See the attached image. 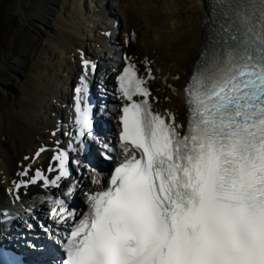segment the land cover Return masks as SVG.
Wrapping results in <instances>:
<instances>
[{
	"label": "snow or ice",
	"instance_id": "6c2138e0",
	"mask_svg": "<svg viewBox=\"0 0 264 264\" xmlns=\"http://www.w3.org/2000/svg\"><path fill=\"white\" fill-rule=\"evenodd\" d=\"M219 2L218 44L185 88L186 126L153 110L151 69L145 79L129 63L117 77L126 101L122 159L107 186L86 194V211L54 202L51 215L71 221L55 239L59 264H264V0ZM90 63L83 60L86 73ZM80 80L76 124L80 136L91 135L87 75ZM103 147L112 159V146ZM54 159L55 179L37 170L16 188L39 180L59 186L69 153Z\"/></svg>",
	"mask_w": 264,
	"mask_h": 264
},
{
	"label": "bare ground",
	"instance_id": "6f19581e",
	"mask_svg": "<svg viewBox=\"0 0 264 264\" xmlns=\"http://www.w3.org/2000/svg\"><path fill=\"white\" fill-rule=\"evenodd\" d=\"M64 2L0 0V198L18 210L29 200L34 207H40L43 198L35 196L42 191L38 183L29 187L21 185L19 189L15 185L31 180L35 167L52 163L50 156L42 160L33 156L38 148L51 146L54 140L47 127L50 121L46 112L44 122L39 118L44 112L43 103L52 91L45 64L54 65L58 72L61 69L72 72L76 64L69 69L64 64L76 57L75 48L77 51L85 43L88 32L98 28L94 14L86 12L91 6L84 10L81 0L71 3L70 20H59ZM115 2L120 33L116 34L110 25L105 27V31H111L114 50L105 57L102 69L111 79L115 68L123 63L121 52L141 69L152 68L156 75L151 82L158 98L156 107L162 112L174 113L176 122L184 125L185 88L208 21L205 0ZM102 32L96 37L99 44L107 41ZM56 92L54 89L51 95Z\"/></svg>",
	"mask_w": 264,
	"mask_h": 264
},
{
	"label": "rangeland",
	"instance_id": "374dc122",
	"mask_svg": "<svg viewBox=\"0 0 264 264\" xmlns=\"http://www.w3.org/2000/svg\"><path fill=\"white\" fill-rule=\"evenodd\" d=\"M66 2H64V4H66L65 5V7H64V5L62 6L63 7V9H62V16H60L59 15V20H61V21H65V20H67V19H71L72 18V14L69 12V11H71L72 9H71V7L73 8V6H72V2H73V0H65ZM99 1H101V0H97V2H99ZM104 1H106V2H108V3H110L111 4V2H112V0H104ZM187 1V3H188V0H186ZM113 3H116L114 0H113ZM112 3V4H113ZM91 6V7H90ZM89 7L91 8V10L92 9H94V8H96V6H94V1H92V2H90V4H89ZM90 8H89V11H86L87 13H91L90 11ZM69 9V10H68ZM111 9H113L114 10V7L111 5ZM185 11V10H184ZM183 11V12H184ZM69 12V13H68ZM67 14V15H66ZM70 14H71V17H70ZM64 15V16H63ZM68 16H69V18H68ZM66 17V18H65ZM65 18V19H64ZM88 42V41H87ZM46 65V66H45ZM44 66L46 67V71H47V74H49V75H47L48 77H50L49 79H50V86H52V84L54 83V84H60V79H59V77H60V75L62 74L61 72H58L57 70H53L52 71V68H53V65L51 64V66H50V64H45ZM67 66H71V64L70 63H67L66 64ZM54 75L56 76V77H54ZM58 77V78H57ZM53 79V80H52ZM59 79V80H58ZM56 80V81H55ZM51 90V89H50ZM49 101V102H48ZM51 103H53V99H52V96L50 97V100H48L47 99V103L46 102H44L43 103V106H46V105H48V104H51Z\"/></svg>",
	"mask_w": 264,
	"mask_h": 264
}]
</instances>
